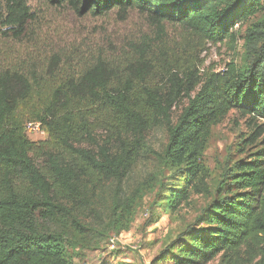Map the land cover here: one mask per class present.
<instances>
[{"label":"trees","instance_id":"obj_1","mask_svg":"<svg viewBox=\"0 0 264 264\" xmlns=\"http://www.w3.org/2000/svg\"><path fill=\"white\" fill-rule=\"evenodd\" d=\"M47 1L78 15L118 10L125 17L135 10L156 29L157 45L141 47L140 60L96 59L76 74L0 71V264H72L63 239L40 232L37 219L58 220L84 208L86 186L125 181L150 152L146 136L159 126L169 130L165 164L185 169L187 187L173 194L179 202L205 183L202 159L215 126L232 111L264 120V42L248 72L230 63L221 73L201 75L185 49L165 40V25H177L202 43L234 49V29L264 12V0ZM32 21L28 0H0V25L15 30L17 39L27 36ZM185 99L173 124V111ZM28 122L41 124L48 140L30 142ZM255 129L250 145L264 134V127ZM235 170L234 193L215 204L202 221L204 232L178 243L175 264L218 257L222 264H264V148ZM136 199L119 206L120 219Z\"/></svg>","mask_w":264,"mask_h":264},{"label":"rangeland","instance_id":"obj_2","mask_svg":"<svg viewBox=\"0 0 264 264\" xmlns=\"http://www.w3.org/2000/svg\"><path fill=\"white\" fill-rule=\"evenodd\" d=\"M28 6L34 21L25 38L17 39L15 30L0 25V71L76 74L96 59L119 65L140 60L141 47L149 44L146 48L152 50L157 45L156 29L135 10L125 17L118 10L94 16L89 12L78 15L67 4L57 6L47 0H28ZM234 33L237 42L233 49L229 44L202 43L187 29L165 25L166 45L185 49L201 75L221 73L230 63L241 73L248 72L264 42V12L237 26ZM187 105L185 99L174 109L173 124ZM249 118L232 111L213 128L202 159L208 176L200 192L190 188L186 199L173 200L175 192L187 187L185 169L165 164L169 130L162 125L147 134L150 152L125 181L86 186L84 208L76 206L71 216L58 220L39 218L38 229L63 239L72 264H175L172 257L178 243L190 244L195 235L204 232L208 226L202 221L215 204L234 193L236 163L264 148V134L255 144L247 143L257 126L264 127L263 119ZM27 137L36 145L48 140L47 134L31 133ZM36 164L41 167L43 161L37 159ZM134 196V209L120 219L119 206ZM113 238L119 249L112 252ZM209 264H222V257Z\"/></svg>","mask_w":264,"mask_h":264},{"label":"built area","instance_id":"obj_3","mask_svg":"<svg viewBox=\"0 0 264 264\" xmlns=\"http://www.w3.org/2000/svg\"><path fill=\"white\" fill-rule=\"evenodd\" d=\"M25 131H26V134H28V135L31 134V133H35V134L36 133H40L42 135L45 134V132L42 130L41 124L34 123V122H28V123H26V125H25ZM117 249H119L118 244H117V241H116V239L113 238L111 240L110 250L113 252V251H116ZM132 249L136 250L137 247L134 246V247H132Z\"/></svg>","mask_w":264,"mask_h":264}]
</instances>
